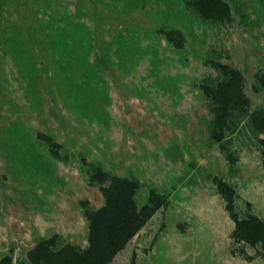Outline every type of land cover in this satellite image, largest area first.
<instances>
[{"label": "trees", "instance_id": "1", "mask_svg": "<svg viewBox=\"0 0 264 264\" xmlns=\"http://www.w3.org/2000/svg\"><path fill=\"white\" fill-rule=\"evenodd\" d=\"M235 25L264 43V0H0L2 184L38 199L59 182L58 165L77 164L103 199L98 208L79 202L84 244L39 236L23 257L14 248L1 252L0 264H112L158 212L185 234L188 227L172 215L173 195L198 178L232 223L229 256L264 264V218L237 182L243 154L254 150L264 178V62L252 76L254 101L223 36ZM191 60L194 75L176 69ZM183 90L196 101L189 123L199 143L218 152L227 170L206 172L190 162L169 189L148 179L138 158L114 151L120 127L112 107L117 97L177 103ZM169 120L179 128L178 117ZM166 152L173 162L181 158ZM7 191L1 199L0 188V206Z\"/></svg>", "mask_w": 264, "mask_h": 264}, {"label": "rangeland", "instance_id": "2", "mask_svg": "<svg viewBox=\"0 0 264 264\" xmlns=\"http://www.w3.org/2000/svg\"><path fill=\"white\" fill-rule=\"evenodd\" d=\"M223 36L229 42L234 63L246 74L250 97L258 100L251 91L252 76L264 62V43L241 34L239 25ZM145 68H139L141 76ZM176 69L194 75L191 69H198L197 62L191 60L186 68L179 65ZM183 92L185 99L177 103L157 99L156 104H150L134 98H124L122 102L117 97L112 107L113 124L120 127L112 134L114 151L124 150L125 155L138 158L146 177L169 189L176 177L184 176L183 171L190 162H197L206 172L227 170L225 160L218 152L199 143L198 130L192 129L189 123L196 101L192 94ZM197 106L201 108V105ZM170 115L179 118L180 129L171 123ZM167 149L170 153L180 151L181 158L173 162ZM242 171L237 181L240 192L264 218V178L258 152L243 154ZM57 172L60 180L52 191L38 199L30 197V200L7 191V184H2L0 179L1 191L5 192L1 199L7 191L0 206V253L14 248L16 258L23 257L37 237L53 233L84 244L87 224L79 202L88 200L98 208L103 204L101 193L87 185L77 164L58 165ZM187 178L191 175L186 174ZM173 205V218L188 227L185 234L178 233L169 219L158 212L112 264H132L135 254L137 264H250L229 256L232 223L207 181L198 178L195 185H180L174 192ZM167 230L171 232L168 234Z\"/></svg>", "mask_w": 264, "mask_h": 264}]
</instances>
